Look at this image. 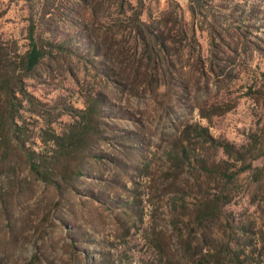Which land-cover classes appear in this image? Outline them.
Returning <instances> with one entry per match:
<instances>
[{"label":"trees","instance_id":"trees-1","mask_svg":"<svg viewBox=\"0 0 264 264\" xmlns=\"http://www.w3.org/2000/svg\"><path fill=\"white\" fill-rule=\"evenodd\" d=\"M188 1L190 25L184 23L179 6L145 19L143 0L135 4L130 0H40L30 7L26 49L16 40H0V201L6 220L12 219L7 198L14 189L22 192L33 184L34 192L42 187L49 191L45 201L35 206L46 221L60 212L63 201L81 194V180L97 176L102 166H119L126 153L138 148L137 142L142 145L146 124H133L136 127L128 132L110 122L118 120V115L130 122L131 114L122 105L125 95L127 100L155 102L170 114L173 101L202 84L210 92L211 87L239 79V67L249 60L246 52L257 49L256 32L264 26L256 1L239 0L243 7L236 17L211 14L212 0ZM197 28L208 34L207 57L197 41ZM68 57L97 69L93 79L100 87L87 95L84 109L61 113L72 122L58 131L52 126L58 115L53 116L48 104L30 91L28 81L44 60ZM249 82L243 96L264 105V73ZM208 104L194 102L201 118L211 121L230 113L238 103L227 97L213 101L206 110ZM174 129L179 132L172 146L177 169L193 165L192 143L222 154L219 161L194 158L200 174L213 180L220 191L197 205L200 229L195 231V241L189 232L181 231L174 249L160 233L151 245L152 264H263L264 232L256 221L225 219L224 209L238 197L240 176L254 171V163L264 157V117L239 145L214 138L198 123L186 122ZM129 136L135 145L126 141ZM134 168L137 171L138 165ZM250 186L246 188L252 190ZM258 191L254 187L251 193ZM98 192L103 190L90 191L86 197L98 202ZM58 220L64 225L63 219Z\"/></svg>","mask_w":264,"mask_h":264},{"label":"rangeland","instance_id":"rangeland-1","mask_svg":"<svg viewBox=\"0 0 264 264\" xmlns=\"http://www.w3.org/2000/svg\"><path fill=\"white\" fill-rule=\"evenodd\" d=\"M39 1L0 0L1 41L13 39L26 49L30 7ZM143 1L145 19L179 6L184 23L190 25L192 22L188 0ZM254 1L264 17V0ZM209 3L211 14L225 17L229 14L236 17L239 14L236 11L243 7L239 0H212ZM256 34L260 39L257 49L246 52L249 60L239 67V79L234 83H223L220 88L211 87L210 92L202 84V88L173 101L174 111L170 114L162 112L155 102L134 97L127 100L125 95L126 103L122 105L131 114L130 122L121 115L110 122L113 125L119 123L128 132L136 127L133 124H146L142 145L137 142L138 148L126 153L119 166H102L100 172L97 170V176L81 180V194L63 201L57 214L45 221L43 211H36V204L45 201L50 192L43 187L34 192L33 184L27 185L22 192L14 189L7 198L11 208L10 223L4 217L0 201V264H152L155 260L151 257V245L159 240L160 233L174 249L179 246L181 231L189 232L194 240L195 231L200 229L197 205L220 191L213 180L200 174L194 158L219 161L223 157L208 145L192 143L189 147H192L190 155L194 166L177 169L172 160L176 156L172 146L179 138V132L174 127H182L186 122L198 123L208 128L214 138L237 145L244 143L246 136L264 117V105H257L243 96L248 91L246 85H251L249 81L264 73V26ZM197 41L203 56L207 57L210 48L207 32L197 28ZM96 71L85 68L83 62L74 57L50 58L44 60L28 81L30 91L48 104L53 116L58 115L52 124L58 131L72 122L68 114L61 113L66 109H84L87 95L99 89L93 79ZM227 97L237 101V107L230 113L212 117L211 121L202 119L200 110L194 105V102H220ZM126 139L130 145L135 143L133 136ZM253 167L254 171L240 176L235 190L238 197L224 209V214L225 219L256 221L264 232V157ZM247 185H251L252 190H248ZM254 187L259 191L252 195ZM99 188L103 192H98V202L86 197L90 191ZM58 219H63L64 225ZM42 220L44 224L40 223Z\"/></svg>","mask_w":264,"mask_h":264}]
</instances>
